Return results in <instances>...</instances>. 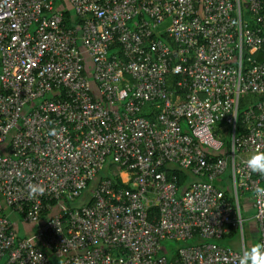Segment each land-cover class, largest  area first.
<instances>
[{
    "label": "built area",
    "instance_id": "2783aa9c",
    "mask_svg": "<svg viewBox=\"0 0 264 264\" xmlns=\"http://www.w3.org/2000/svg\"><path fill=\"white\" fill-rule=\"evenodd\" d=\"M64 1L69 25L58 0H0V260L52 264L48 252L60 251L59 264H239L247 220L264 242V176L244 164L264 151V60L253 56L264 0ZM154 29L173 44L145 41ZM115 39L124 58L110 52ZM169 73L181 75L182 93ZM109 160L131 173L130 188L95 180ZM172 164L191 175L180 192L163 168ZM37 183L46 190L32 197ZM82 193L83 204L63 203ZM11 213L32 232L18 236ZM195 235L174 249L161 243Z\"/></svg>",
    "mask_w": 264,
    "mask_h": 264
},
{
    "label": "trees",
    "instance_id": "16d2710c",
    "mask_svg": "<svg viewBox=\"0 0 264 264\" xmlns=\"http://www.w3.org/2000/svg\"><path fill=\"white\" fill-rule=\"evenodd\" d=\"M58 2L59 3L62 2L61 5L63 4L62 6H63L64 17H65V23L68 24V25L74 23L70 19L72 17V8H70L69 4L66 1H64V0H58ZM244 14L246 16L249 15L248 11L246 12V10H244ZM159 32H160V30L157 31V29L152 30V32L148 36L145 37V41L149 42L151 39H156L158 37V35H159L163 39L169 41L171 43V45L173 44V42L170 40L169 36H167L164 31L160 32V33ZM148 38H150V39L148 40ZM120 47H122V43H120L119 40L115 39L112 42L111 46H110V52L116 51L121 58H124V55L122 54L123 51L121 50L122 48L120 49ZM253 54H254L253 56L255 58L264 60V44H263V49H260V50L256 51ZM126 75L129 77L128 74H126ZM167 78H168V80H167L168 87L171 89V91H174L175 94L182 93L181 92L182 88H180V86L178 84H176V81L181 78V75L179 73H169L167 75ZM50 96L51 97H58L60 95L57 94V93L53 94L51 92ZM248 97L249 96L243 97L240 100V104H239L240 112H239L238 119H237V126H238V129H240V130H241V126H242V120H241L242 116H243L242 115L243 114L242 110L245 108V106L247 104V101L249 100ZM151 108H153V106L152 107H149V106L148 107H144L143 110H142V113L146 117H148L150 119H154L156 111L154 110V108L151 110ZM224 124H226L225 120H220V121L216 122V126H215L214 130L216 131V133L219 136H222V139H224V144H225L224 146L226 148L229 145V138L227 136V134H228V132H227L228 125L223 127ZM225 135H226V137H225ZM214 154L218 155L217 153L208 152V155L210 156L211 159L216 157V155H214ZM117 164H118L117 162H115L113 160H111V161L109 160L107 165L105 166V168H103V170L101 172H99V174H98L99 177H96L95 180H97V178H100V177H103V176L107 175L109 177H112V179H114L116 186H123V187H126V188H130V177H131L130 174L131 173L130 172L129 173L121 172L119 170ZM163 168L167 170V173H168L169 176L172 175V174H175L177 176V179H178V182H177L178 183V192H180L184 188L185 182L188 179L191 178V175L188 172V170H184V169H182V168H180L178 166H175L174 164L165 165V166H163ZM217 183H218V181H217ZM91 185H92V181H90L88 183V188ZM225 189H226V192H227L226 195L228 196L229 189H227V188H225ZM87 202H90V201L87 200ZM67 204L69 206H74V205L78 206V204H73L72 205L70 202H68ZM147 211H148L150 216L153 215V214L156 215L158 213V209H157L156 205H150L147 208ZM249 212L252 214L254 211L250 208ZM18 236H21V235H18ZM232 236H233V232H229V233L225 234L224 237L222 239H220V240H223L224 238H227V240H229ZM197 240H199V236L195 235L194 237L189 238L187 240L167 238V239L162 240L161 243L164 246H166V247H172L174 249V248H176L177 245L189 244V243L197 242ZM220 240H218V241L220 242ZM221 243H224V242H221ZM224 244H226V243H224Z\"/></svg>",
    "mask_w": 264,
    "mask_h": 264
},
{
    "label": "clouds",
    "instance_id": "9594fccd",
    "mask_svg": "<svg viewBox=\"0 0 264 264\" xmlns=\"http://www.w3.org/2000/svg\"><path fill=\"white\" fill-rule=\"evenodd\" d=\"M245 166L254 173L264 176V151L257 149L244 160ZM29 195L36 197L43 195L45 187L42 184H29ZM256 197L264 200V188L256 189ZM239 264H264V242L248 244L243 247V254L239 257Z\"/></svg>",
    "mask_w": 264,
    "mask_h": 264
},
{
    "label": "rangeland",
    "instance_id": "374dc122",
    "mask_svg": "<svg viewBox=\"0 0 264 264\" xmlns=\"http://www.w3.org/2000/svg\"><path fill=\"white\" fill-rule=\"evenodd\" d=\"M128 23L130 24V25H132L133 24V22L132 21H128ZM164 23L165 22H162L160 25H158V27H157V29H160L162 26H164ZM163 28V27H162ZM78 43H80V40H78ZM39 97H36V98H34V99H32L31 101H30V103L27 105V107L28 108H32V106L33 105H35L36 103H37V101H39ZM227 136H228V138H229V135L227 134ZM225 137H226V135H225ZM228 171V170H227ZM123 172V171H122ZM123 173H128V172H123ZM225 174H228V172H226ZM91 187V186H90ZM89 187V188H90ZM239 196H240V202H241V204H242V211H243V213H244V215L245 216H249L250 215V212H249V210H248V206H249V204H248V200H247V198L245 197V195H244V193H240L239 194ZM85 199H86V195H85V193H82L80 196H78V197H75V198H73V199H70V200H68V201H63V203L64 204H67L68 202H70L72 205L73 204H78V205H81V204H83L84 202H85ZM82 202V203H81ZM81 203V204H80ZM12 217H14V218H16L15 219V223H14V225L16 226V225H18L19 227H20V229H19V231L21 232V223H19V219H18V215L17 214H12L11 215ZM11 217V218H12ZM250 220H248L247 221V223H246V225H245V232H246V240H247V242L248 243H251L253 240H252V238H251V234H250V231L248 230V228H247V226H248V222H249ZM236 238H238V234H236L235 233V235H234V240H233V242L232 243H235L236 244V241L238 240V239H236ZM223 242L224 243H227L228 242V240H227V238H224L223 239ZM234 244V245H235ZM48 255H49V258H50V260H51V262H52V264H59V262L62 260V258L64 257V253H62V252H60V251H54V252H51V251H49L48 252ZM4 259H5V256H3L2 257V259L0 260V264H4Z\"/></svg>",
    "mask_w": 264,
    "mask_h": 264
},
{
    "label": "crops",
    "instance_id": "0c3cea01",
    "mask_svg": "<svg viewBox=\"0 0 264 264\" xmlns=\"http://www.w3.org/2000/svg\"><path fill=\"white\" fill-rule=\"evenodd\" d=\"M90 82H91V86H92V88H93V91L95 90V88H97L96 86V84H95V81L94 80H90ZM226 175L227 174H224L223 175V178H224V182L226 181ZM244 195H245V197L248 199V197H250L249 196V194H248V192H246V194L244 193ZM249 200V199H248ZM248 210H250V207H248ZM12 214H14V213H11L10 214V217H12L11 215ZM251 214V213H250ZM12 219V222H13V225H14V221H15V219L16 218H14V217H12L11 218ZM18 219H19V223H21V232L19 231V229H20V227L18 226V225H14L15 226V229H16V231H17V234L18 235H27V234H29V233H31L32 232V230H33V228H34V226L32 225V224H29V223H26V222H22L21 221V219H20V216L18 215ZM250 221L248 222V226H247V228H248V230L250 231V234H251V238H252V242L251 243H248V244H254V243H257L258 242V238H257V228H256V222H255V220L254 219H249ZM248 221V220H247ZM247 221H246V223H247ZM220 242H223V240H220ZM236 246H237V244H236Z\"/></svg>",
    "mask_w": 264,
    "mask_h": 264
}]
</instances>
